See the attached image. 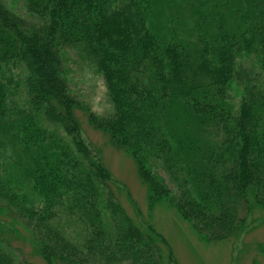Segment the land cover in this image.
Here are the masks:
<instances>
[{
  "label": "trees",
  "instance_id": "1",
  "mask_svg": "<svg viewBox=\"0 0 264 264\" xmlns=\"http://www.w3.org/2000/svg\"><path fill=\"white\" fill-rule=\"evenodd\" d=\"M24 6L32 17L0 0V264L19 263L18 226L46 264H172L165 239L117 200L78 111L135 160L150 206L170 204L206 242L242 235L264 210V0ZM67 48L104 78L111 115L73 94Z\"/></svg>",
  "mask_w": 264,
  "mask_h": 264
},
{
  "label": "rangeland",
  "instance_id": "2",
  "mask_svg": "<svg viewBox=\"0 0 264 264\" xmlns=\"http://www.w3.org/2000/svg\"><path fill=\"white\" fill-rule=\"evenodd\" d=\"M9 8L28 19L32 14L26 11L24 0H5ZM69 86L75 97L100 117L112 114L113 105L109 98L104 78L80 52L67 48L63 50ZM244 67L254 68L253 56L238 59ZM13 77L21 83L25 76L24 67L11 65ZM20 79V80H19ZM241 88L230 91L233 101L240 99ZM22 97V96H21ZM82 135L94 153L109 171L114 183V192L122 208L137 224H150L167 242L172 264H264V210L256 209L248 219V229L237 238L216 243L201 240L190 225L166 202L150 206L148 186L143 182L135 160L126 152L116 149L107 135L95 130L78 111ZM158 171V170H157ZM164 177L162 171H158ZM116 187V188H115ZM0 220L8 219L0 215ZM74 228V227H73ZM76 228V227H75ZM20 234L12 240L18 264H46L35 252L29 233L18 226ZM78 230V229H77ZM163 264H170L164 259Z\"/></svg>",
  "mask_w": 264,
  "mask_h": 264
}]
</instances>
